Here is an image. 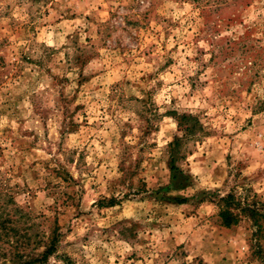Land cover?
Masks as SVG:
<instances>
[{
  "label": "rangeland",
  "instance_id": "obj_1",
  "mask_svg": "<svg viewBox=\"0 0 264 264\" xmlns=\"http://www.w3.org/2000/svg\"><path fill=\"white\" fill-rule=\"evenodd\" d=\"M227 193L264 211V0H0V264H264Z\"/></svg>",
  "mask_w": 264,
  "mask_h": 264
},
{
  "label": "trees",
  "instance_id": "obj_2",
  "mask_svg": "<svg viewBox=\"0 0 264 264\" xmlns=\"http://www.w3.org/2000/svg\"><path fill=\"white\" fill-rule=\"evenodd\" d=\"M177 126L179 130L185 133V138H196L204 136L207 132L202 127L198 118L193 114H181L177 117ZM181 139L177 136L174 137L173 142L169 143L170 162H174V153L180 146ZM173 167V166H172ZM117 201L115 198L108 199L107 202L114 203ZM218 220L219 224L224 227H231L240 222L242 217L250 218L257 229H264V211H261L254 204L248 202H242L236 198L234 194L227 193L219 198L218 202ZM54 249V243L44 250L41 254L42 258H46L47 255Z\"/></svg>",
  "mask_w": 264,
  "mask_h": 264
}]
</instances>
